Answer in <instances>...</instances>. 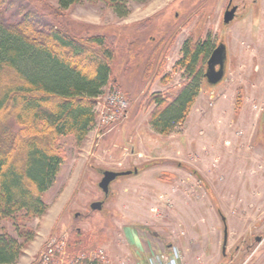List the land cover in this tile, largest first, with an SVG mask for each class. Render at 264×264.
I'll return each instance as SVG.
<instances>
[{
	"label": "rangeland",
	"instance_id": "1",
	"mask_svg": "<svg viewBox=\"0 0 264 264\" xmlns=\"http://www.w3.org/2000/svg\"><path fill=\"white\" fill-rule=\"evenodd\" d=\"M229 1L238 11L225 26L222 17ZM57 9L56 0H5L0 15L4 24H12L31 13L40 23L77 36L111 39L116 48L111 77L129 109L111 128H98L95 117L78 146L71 137L60 139L64 163L43 196L46 213L23 223L34 238L15 264H31L46 244L62 242L66 248L70 235L77 233V260L85 253L97 263L145 264L150 256H169L174 248L178 264H264V0H149L131 3L121 19L102 4ZM208 31L213 48L225 45L228 60L219 84L202 81L194 112H209L218 100L234 103L242 89L261 111L257 123L251 118L245 123L238 144L243 148L236 147L238 142L220 146L218 137L202 134L189 149L193 134L187 124L165 136L148 125L153 108L147 105L148 96L174 95L185 79L173 69L183 42L203 40ZM134 40L141 41L140 55L128 69L127 49ZM159 42L144 83V64ZM134 169L136 175L113 181L106 197L98 188L104 171ZM101 200L100 211L90 210L91 203ZM0 227L16 238L11 220ZM63 244L56 245L60 259L74 263L65 257Z\"/></svg>",
	"mask_w": 264,
	"mask_h": 264
},
{
	"label": "trees",
	"instance_id": "2",
	"mask_svg": "<svg viewBox=\"0 0 264 264\" xmlns=\"http://www.w3.org/2000/svg\"><path fill=\"white\" fill-rule=\"evenodd\" d=\"M148 1L56 0L60 12L81 3L102 4L120 19L129 14L131 3ZM4 4L5 0H0V14ZM210 38L208 31L203 40L183 42L173 69L181 70L185 79L174 95L156 92L148 96L147 105H153L148 125L157 134L169 135L183 127L204 80L206 61L213 50ZM159 44L162 42L144 64V83ZM140 45V40H134L128 46V69L140 55ZM115 52L114 43L103 34L77 36L44 25L31 13L4 24L0 15V223L11 220L16 233L15 238L0 227V264H15L26 243L34 238L23 223L46 213L43 196L53 187L65 160L60 139L71 137L77 146L84 141L94 126L98 97L104 92L118 90L126 98L111 77ZM160 65L161 61L158 68ZM236 101L238 109L240 96ZM70 236L66 248L62 242L46 244L32 263H43L42 254L49 247L55 249L51 263H57L59 244H63L67 259L77 261L75 252L80 247L74 236L79 234ZM81 256L79 263H97L85 253Z\"/></svg>",
	"mask_w": 264,
	"mask_h": 264
},
{
	"label": "crops",
	"instance_id": "3",
	"mask_svg": "<svg viewBox=\"0 0 264 264\" xmlns=\"http://www.w3.org/2000/svg\"><path fill=\"white\" fill-rule=\"evenodd\" d=\"M227 56L226 60H228ZM242 92V89L238 92V97L240 96L238 109H236L238 101H234L233 103L232 101L218 100L210 104L209 112L204 111L199 114V111H197L196 114L194 109H197V100H195L184 123L188 125L193 134H190L189 137V149H191V144H193L192 141L196 139V141H198V137H201L202 134L210 136L212 139L218 137L219 140H222L221 145L218 143L220 146H222L223 143L236 146L238 142L236 147H242L241 145L238 146V144L242 143L241 139H244V137L241 138V136H245V123H247L250 118L257 123L259 120L257 121L256 119L261 116L259 105H254V103L247 98L246 93L244 94ZM250 103L252 104L250 105ZM192 115H194V118H192ZM197 115L200 116L198 117ZM221 122L223 123L222 126L219 125ZM191 123L193 125L192 127ZM234 140H236V142ZM211 147L216 148L214 143L211 144Z\"/></svg>",
	"mask_w": 264,
	"mask_h": 264
},
{
	"label": "built area",
	"instance_id": "4",
	"mask_svg": "<svg viewBox=\"0 0 264 264\" xmlns=\"http://www.w3.org/2000/svg\"><path fill=\"white\" fill-rule=\"evenodd\" d=\"M129 109V102L118 90H109L98 97L95 115L96 125L103 128H111L115 124L120 123L126 118ZM54 251L51 247L47 249L45 254H42L43 263L31 264H108V263H79L81 259L74 261V263H63L60 259L57 263H51V258ZM180 255L176 249H171L169 256L158 253L150 256L145 264H178ZM127 264V263H121ZM140 264V263H138Z\"/></svg>",
	"mask_w": 264,
	"mask_h": 264
},
{
	"label": "water",
	"instance_id": "5",
	"mask_svg": "<svg viewBox=\"0 0 264 264\" xmlns=\"http://www.w3.org/2000/svg\"><path fill=\"white\" fill-rule=\"evenodd\" d=\"M235 7L231 9H226L223 13L222 23L223 25H228L234 18ZM225 64H226V48L225 45L220 43L211 51L205 66V71L203 73L204 80L209 86H216L219 84L224 76L225 72ZM136 175L137 170L133 171H125V172H112V171H104L102 173V178L98 183V188L101 190L103 195L108 194L109 185L118 177ZM102 203L101 202H93L90 204L89 208L92 211H100ZM259 241V238L256 239ZM226 244V231L224 230V237L222 243V253L224 254Z\"/></svg>",
	"mask_w": 264,
	"mask_h": 264
},
{
	"label": "flooded vegetation",
	"instance_id": "6",
	"mask_svg": "<svg viewBox=\"0 0 264 264\" xmlns=\"http://www.w3.org/2000/svg\"><path fill=\"white\" fill-rule=\"evenodd\" d=\"M233 7L236 8V9H235V13H236V12L238 11V7H237L236 5H234V4H231L230 1H229V2L226 4V8H225V10H226V9H231V8H233ZM235 13H234V14H235ZM118 178H119V177H118ZM116 179H117V178H116ZM116 179H115V180H116ZM115 180H114V181H115ZM106 196H107V195H106ZM106 196H105V197H106ZM96 202H101V203H102V206H101V209H102L103 204H104V201L101 200V201H96ZM224 230H225V229H224ZM222 255H223V253H222Z\"/></svg>",
	"mask_w": 264,
	"mask_h": 264
}]
</instances>
